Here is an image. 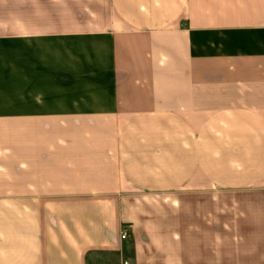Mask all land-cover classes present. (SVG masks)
Here are the masks:
<instances>
[{"label":"crops","instance_id":"1","mask_svg":"<svg viewBox=\"0 0 264 264\" xmlns=\"http://www.w3.org/2000/svg\"><path fill=\"white\" fill-rule=\"evenodd\" d=\"M110 253L264 264V0H0V264Z\"/></svg>","mask_w":264,"mask_h":264},{"label":"rangeland","instance_id":"2","mask_svg":"<svg viewBox=\"0 0 264 264\" xmlns=\"http://www.w3.org/2000/svg\"><path fill=\"white\" fill-rule=\"evenodd\" d=\"M92 264H121V260L114 254H96Z\"/></svg>","mask_w":264,"mask_h":264},{"label":"built area","instance_id":"3","mask_svg":"<svg viewBox=\"0 0 264 264\" xmlns=\"http://www.w3.org/2000/svg\"><path fill=\"white\" fill-rule=\"evenodd\" d=\"M126 236V233L124 232V234L122 235V238H124Z\"/></svg>","mask_w":264,"mask_h":264}]
</instances>
